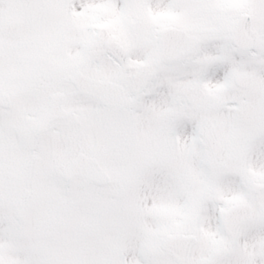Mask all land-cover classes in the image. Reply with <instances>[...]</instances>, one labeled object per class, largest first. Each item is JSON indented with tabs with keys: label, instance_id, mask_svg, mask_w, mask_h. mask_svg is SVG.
I'll use <instances>...</instances> for the list:
<instances>
[{
	"label": "snow or ice",
	"instance_id": "6c2138e0",
	"mask_svg": "<svg viewBox=\"0 0 264 264\" xmlns=\"http://www.w3.org/2000/svg\"><path fill=\"white\" fill-rule=\"evenodd\" d=\"M0 264H264V0H0Z\"/></svg>",
	"mask_w": 264,
	"mask_h": 264
}]
</instances>
